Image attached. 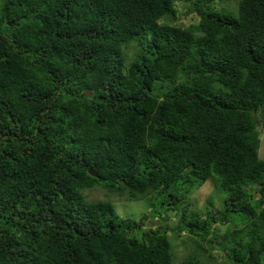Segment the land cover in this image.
I'll use <instances>...</instances> for the list:
<instances>
[{
    "label": "trees",
    "instance_id": "1",
    "mask_svg": "<svg viewBox=\"0 0 264 264\" xmlns=\"http://www.w3.org/2000/svg\"><path fill=\"white\" fill-rule=\"evenodd\" d=\"M214 2L0 0V264H264V0Z\"/></svg>",
    "mask_w": 264,
    "mask_h": 264
},
{
    "label": "rangeland",
    "instance_id": "2",
    "mask_svg": "<svg viewBox=\"0 0 264 264\" xmlns=\"http://www.w3.org/2000/svg\"><path fill=\"white\" fill-rule=\"evenodd\" d=\"M238 3V0H215L214 2V7L217 8H225L227 11L235 14L236 13V5ZM174 7V18L167 16L164 19H161L160 22L166 23L170 22V24L174 25H180L181 27H185L189 24L197 23L198 21V16L196 13L190 11L188 9V4L187 3H182L180 1H175L173 3ZM137 49V46L135 44H129L128 46V52L131 53ZM257 128L260 130L259 133V145L257 148V153L259 158H264V127H261L259 123H257ZM212 189V184L207 180L203 182L199 187H197L190 195L192 197H195L193 205H189L190 207H195L197 210H202L203 209V204L205 201L206 196L211 192ZM256 189H249V192L252 194L253 198L258 197V194L255 192ZM85 197L87 199H105L107 198L103 191L98 189V188H91L85 189L84 192ZM216 197L213 198V205L217 207L218 199H217V194L215 195ZM123 198V197H122ZM112 202H110L115 210V212L119 216H127V217H132L134 220L139 219L140 215L148 210L147 202L144 199L140 200H123V199H118V198H109ZM149 218V217H148ZM147 218V219H148ZM153 222L151 224H143L141 225V228L144 229V227H148L150 229H153L155 226H162L166 225L167 226V233L171 235V241L174 244H177L176 246V256L180 257L184 254L183 246L187 243H180L182 239L185 238L186 232L180 231L177 233L176 231H172L169 228L173 227L176 222H177V215H175L173 212L168 213V216L166 218L160 217L158 221L155 218L151 219ZM157 221V223H156ZM149 223V222H147ZM225 226H227L225 223L218 224V229L214 231L213 234H209L208 236H212L215 238L214 234L219 236L220 234L223 233L225 230ZM139 232H136L135 235H137ZM215 240V239H214ZM205 247L208 245L206 243H203ZM214 245H217L215 243ZM205 255V254H204ZM206 264H232L228 262L225 258H222L220 256V252L218 247L215 246V248H212L210 251V256L209 259L204 261ZM234 264V263H233Z\"/></svg>",
    "mask_w": 264,
    "mask_h": 264
},
{
    "label": "water",
    "instance_id": "3",
    "mask_svg": "<svg viewBox=\"0 0 264 264\" xmlns=\"http://www.w3.org/2000/svg\"><path fill=\"white\" fill-rule=\"evenodd\" d=\"M89 174L94 175L95 173L91 170H88Z\"/></svg>",
    "mask_w": 264,
    "mask_h": 264
},
{
    "label": "clouds",
    "instance_id": "4",
    "mask_svg": "<svg viewBox=\"0 0 264 264\" xmlns=\"http://www.w3.org/2000/svg\"><path fill=\"white\" fill-rule=\"evenodd\" d=\"M261 126V125H260ZM259 133H260V130H259ZM88 170H91V169H88ZM92 171V170H91ZM94 172V171H93ZM89 173V172H88ZM207 181V180H206ZM205 182V181H204ZM210 182V181H209Z\"/></svg>",
    "mask_w": 264,
    "mask_h": 264
}]
</instances>
